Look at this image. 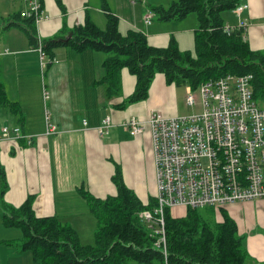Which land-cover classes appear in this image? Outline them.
<instances>
[{
    "label": "crops",
    "instance_id": "0c3cea01",
    "mask_svg": "<svg viewBox=\"0 0 264 264\" xmlns=\"http://www.w3.org/2000/svg\"><path fill=\"white\" fill-rule=\"evenodd\" d=\"M172 1L139 0L142 4L138 5L130 0H41L49 18L37 27L38 38L46 40L62 30L71 31L83 24L86 17L104 29L109 11L118 17L123 34L130 30L142 32L155 47H167L174 36L182 51L194 52L197 20L191 19V15L182 21L165 23L158 22L153 14L151 23H146L152 6H168ZM241 2L247 5L242 15L249 23L245 38L253 50L264 51V0ZM27 8L28 0H0V17L5 19ZM224 18L227 25H236L240 20L233 11L224 14ZM3 27L0 25L4 48V51L0 48L3 53L0 75L6 78L8 74V67L2 61L11 64L15 75L21 71L16 77L13 99L19 102L25 119L19 123L9 111H4L1 128L20 126L24 135L34 138V143L28 145L23 139L17 143H0V166L7 180L0 207V264H33L29 253L15 249L7 237L8 227L2 221L4 205L18 208L33 196L37 216H55L73 226L80 236L82 226L93 223L95 216L78 190L83 188L97 198L115 195L113 176L117 165L127 187L148 203L157 194L153 190L154 185L157 187L153 134L146 128L141 135L133 136L124 124L132 118L147 119L155 108L162 106L156 104L158 96L154 93L153 97L152 91V99L125 110L118 109L117 105L135 89L136 78L128 70L122 71L120 96L108 99L106 86L96 84L104 76L103 53L60 47L52 61L47 55L42 61L38 48L30 45L22 29ZM6 51L8 54H4ZM158 80L154 92L165 84ZM106 117L111 119L113 127L108 136H101L97 128ZM49 125L55 129L54 134L47 135ZM248 203L258 206L254 207L252 221L236 216L239 205ZM261 203L264 200L237 202L226 207L236 220L239 233L245 237L248 252L258 263H264V235L257 231L260 222L255 217L259 216Z\"/></svg>",
    "mask_w": 264,
    "mask_h": 264
},
{
    "label": "trees",
    "instance_id": "16d2710c",
    "mask_svg": "<svg viewBox=\"0 0 264 264\" xmlns=\"http://www.w3.org/2000/svg\"><path fill=\"white\" fill-rule=\"evenodd\" d=\"M242 0H174L168 6H152L158 22H177L195 14V51H182L171 37L167 47L149 44L145 34L119 30V19L107 11L106 28L98 27L89 17L71 31L40 40L33 17L15 13L0 17L3 28L22 29L33 48L42 43L43 51L52 61L55 50L71 47L77 52L87 49L103 53L104 76L96 84L106 86V97L122 93V71L136 78L133 93L117 105L124 110L148 100L155 77L164 75L168 84L190 87L196 91L209 80L223 77L252 76L255 101L264 108V51H255L245 38V31L225 32L224 14L237 9ZM1 68V67H0ZM1 78L5 79L0 75ZM0 108L9 111L23 123L24 114L16 99L10 96L0 80ZM2 195L7 191L4 169L0 166ZM113 182L117 193L97 198L80 188L97 220L94 244L84 245L76 229L57 217H39L34 211V197L29 196L18 208L4 205L2 221L8 228H21L20 252H30L34 264H254L239 233L238 224L225 207L188 208L183 215L176 209L165 212L166 251L156 246L157 237L141 218L144 211H154L156 197L144 203L127 187L123 172L116 166ZM221 211V220L216 210ZM263 264V263H258Z\"/></svg>",
    "mask_w": 264,
    "mask_h": 264
},
{
    "label": "built area",
    "instance_id": "2783aa9c",
    "mask_svg": "<svg viewBox=\"0 0 264 264\" xmlns=\"http://www.w3.org/2000/svg\"><path fill=\"white\" fill-rule=\"evenodd\" d=\"M138 1L130 0L132 4ZM246 9L247 5L241 4L233 11L240 20L236 25H226L227 34L241 29L246 33L249 23L242 17ZM22 17H33L37 27L49 18L41 0H28ZM153 17V13L147 15L146 23L150 24ZM38 50L43 61L46 53L41 42ZM197 91L199 96L189 87L186 102L199 107V113L169 116L157 110L147 119L132 118L124 124L133 136L146 128L153 134L158 204L154 211L142 212L141 218L157 237L156 246L164 251L166 210L221 208L264 200V108L254 99L252 76L209 80ZM112 127L106 117L97 131L108 136ZM54 133L49 125L47 135ZM21 139L28 145L34 143L20 126L0 128V143Z\"/></svg>",
    "mask_w": 264,
    "mask_h": 264
},
{
    "label": "rangeland",
    "instance_id": "374dc122",
    "mask_svg": "<svg viewBox=\"0 0 264 264\" xmlns=\"http://www.w3.org/2000/svg\"><path fill=\"white\" fill-rule=\"evenodd\" d=\"M137 3H138V5L142 4L141 2H137ZM190 17H191V19L192 18L196 19V15L195 14H191ZM153 22L156 23L155 20ZM0 48H2L1 49L2 51H4V48L2 46V41H0ZM2 63L4 65H7L8 74H7V77L5 79L0 77V80L3 81L6 84L7 89L10 92V96L14 97V94L16 93V90H17L16 89V77L18 78V76H20V74H22V73H21V71H18V73L15 75L14 74V69L12 68V66H10L11 64H8V63L3 62V61H2ZM19 78H23V77L21 76ZM158 79H161L165 84H164L163 87L159 88L157 90V92H154V89L156 87L155 86L156 84H154V83H155V81H156V83L158 81H160ZM18 84H19V82H18ZM152 91H153V97H154V93L158 96L157 99H156V104L157 105L159 104L160 106H162L160 108H155L154 111L162 110L166 114H169L168 113V111H169L171 113H175L173 115H176V116H188V115H192V114H195V113H199L200 110H201L199 107H191V106H189L187 104L186 96H187V93H188V87H186V86H177V85H174V84L170 85L165 80V77L160 75V74L155 77V79H154V81L152 83V86H151V89H150V95H149L148 100L152 99L151 98L152 97L151 96L152 95ZM195 94L199 96V93H198L197 90L195 91ZM130 106H132V105H130ZM4 111H6V110L0 108V128H1V125L3 124V121H2L3 119L1 117H2V113H4ZM2 190H3V184H2L1 174H0V207L2 205ZM153 190H154V193H157L156 192L157 191V187H155V185L153 186ZM254 207H258V206H256V204H253V203H248V204L243 205V206L239 205L238 210L236 212V214H237L236 216L243 217V218L245 217L247 221H252L254 219V214H253L254 213ZM259 207H261L260 208L261 210L260 211L256 210L259 213V216H255V217H259V222H260V226H259V229H257V231H259V230L262 231L261 234L264 235V203H261V206H259ZM186 210L187 209H183V208L182 209H176V210L173 211V213L175 215H183ZM220 211H221L220 209L216 210V218H217L218 221L221 220V218H222ZM226 211L231 216L229 210L226 209ZM249 214H250V216H249ZM0 220H1V216H0ZM96 228H97V220H96V218H95L93 223H87L85 226H82V229H80V233H81L80 234V239H81L82 244H84V245H92V244H94V235H95ZM6 229H8V230H5L6 233H7V237L10 240H12V243H13L15 249L19 248L18 244L21 243L22 239H23V231H22V229L21 228H17V227H14L12 229L11 228H6ZM4 235H6V234H4ZM245 245H246V241H245ZM28 253L32 257V254L30 252H28ZM252 259L255 261L254 264H258V262L253 257H252Z\"/></svg>",
    "mask_w": 264,
    "mask_h": 264
},
{
    "label": "bare ground",
    "instance_id": "6f19581e",
    "mask_svg": "<svg viewBox=\"0 0 264 264\" xmlns=\"http://www.w3.org/2000/svg\"><path fill=\"white\" fill-rule=\"evenodd\" d=\"M156 203H157V201H156Z\"/></svg>",
    "mask_w": 264,
    "mask_h": 264
}]
</instances>
